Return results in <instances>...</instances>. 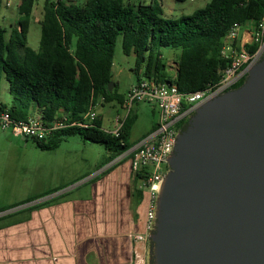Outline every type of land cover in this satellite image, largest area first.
Listing matches in <instances>:
<instances>
[{
    "label": "trees",
    "instance_id": "16d2710c",
    "mask_svg": "<svg viewBox=\"0 0 264 264\" xmlns=\"http://www.w3.org/2000/svg\"><path fill=\"white\" fill-rule=\"evenodd\" d=\"M36 2L20 0L17 26L9 35L6 26L0 23V80L8 82L10 97L8 103L0 97V104L18 119L38 113L44 121L63 122L47 138L33 139L43 149H54L73 134L103 143L108 153L98 170L157 127L154 123L141 138L132 140L131 132L138 118L135 109L127 115L120 136L103 129L100 118L92 126H81L87 121L85 114L102 97L105 102L116 100L120 106L125 101V94L117 90L116 82L109 91V83L114 81L115 49L120 35L124 53L135 55L133 70L137 80L143 76L155 78L189 93L219 81L230 62L223 54L230 29L235 24L257 25L264 16V0H211L178 18L162 16V8L155 0L136 7L124 0H85L81 4L44 0L42 36L36 51L28 44ZM2 8L0 0V18ZM165 49L179 51L175 73L168 70ZM126 161L130 160L125 157L114 162L90 181ZM132 174V194L138 202L144 198L142 186L147 171L132 167ZM60 190L62 187L51 188L0 207L3 213L0 229L28 221L35 209L65 201L69 190L51 197Z\"/></svg>",
    "mask_w": 264,
    "mask_h": 264
},
{
    "label": "water",
    "instance_id": "95a60500",
    "mask_svg": "<svg viewBox=\"0 0 264 264\" xmlns=\"http://www.w3.org/2000/svg\"><path fill=\"white\" fill-rule=\"evenodd\" d=\"M166 160L147 263L264 264V55L196 109Z\"/></svg>",
    "mask_w": 264,
    "mask_h": 264
},
{
    "label": "rangeland",
    "instance_id": "374dc122",
    "mask_svg": "<svg viewBox=\"0 0 264 264\" xmlns=\"http://www.w3.org/2000/svg\"><path fill=\"white\" fill-rule=\"evenodd\" d=\"M11 5L7 8V0H3L2 17L0 23L8 29L7 35L17 26L18 5L20 0H10ZM154 0H124L131 6H138L140 3L151 4ZM163 11L162 16L166 18H178L182 15H189L196 9L204 7L211 0H155ZM76 4H80L76 2ZM44 0H37L31 15L28 44L38 51L42 36L41 20L43 18ZM179 51L164 50L168 70L176 72V54ZM135 55H126L122 47V36L117 39L114 65L113 82L117 83V90L126 94L130 87L138 82L137 75L133 68L135 66ZM1 100L8 103L10 100L7 89L8 82L3 78L0 80ZM115 88V84L112 89ZM100 100V99H99ZM138 114L137 121L131 132V139L141 138L154 123L159 120L158 109L149 103H139L135 106ZM96 111L102 120V127L107 131H113L115 125L113 118L123 112L118 101L104 102L97 106ZM107 150L103 143L83 139L79 134H73L65 138L58 147L54 149H43L32 138H23L0 126V207L28 196L45 191L49 187H62L52 196L69 192L64 200L79 196L81 193H91V186L86 184L87 179L97 173L99 165L105 160ZM129 160L130 158H126ZM115 169V168H114ZM112 171V170H111ZM109 173V172H108ZM127 176V170L121 171ZM107 174V173H106ZM102 174L99 177H102ZM96 179V178H95ZM92 181V180H91ZM93 182V181H92ZM91 182V183H92ZM86 184V185H84ZM79 186V187H75ZM73 188V189H72ZM144 190V198L141 201H133L135 211L139 212L137 225L129 234L134 246V264L147 263L148 241L138 242L132 237L135 233H146V212L150 202L147 189ZM46 199V198H45ZM61 203V202H60ZM60 203L46 206L35 213L36 221L31 225H23L22 232L26 235L39 236L36 241L42 245L37 249L22 244L23 249H30L28 253L38 254L39 251H46L54 262L58 256H72L76 253L78 231L72 226L68 211L61 215L62 228L55 230L54 222L59 220L60 211L54 210ZM64 206V205H63ZM67 207V205H65ZM68 208V207H67ZM3 213H0L2 215ZM60 248V251L57 248ZM37 250V252L35 251ZM23 254V253H22ZM22 260L24 257L22 256ZM28 259V258H27ZM28 262V261H25Z\"/></svg>",
    "mask_w": 264,
    "mask_h": 264
},
{
    "label": "built area",
    "instance_id": "2783aa9c",
    "mask_svg": "<svg viewBox=\"0 0 264 264\" xmlns=\"http://www.w3.org/2000/svg\"><path fill=\"white\" fill-rule=\"evenodd\" d=\"M54 1H62L67 4L78 2L81 4L85 0ZM10 5L11 1L7 0L6 7ZM223 54L230 59V62L221 72L219 81L194 92L182 93L174 84L160 82L155 78L141 77L125 94V101L121 106L123 112L118 113L113 118L115 129L113 131L106 130L115 136H120L127 115L139 103H149L158 109L159 120L155 130L136 142L112 163L101 168L95 175L87 179V181L92 179L114 162L125 157L130 158L129 160L134 169H145L147 171V178L142 186V188L148 190L150 196L146 212V233L132 234V237L138 242L148 240V230L154 216L156 191L168 169L166 156L174 145L178 129L183 127L202 103L244 81L250 69L261 60L264 55V16L257 25L250 23L247 25L235 24L225 37ZM104 102L102 97L92 105L85 114L87 121L83 122L81 126L89 127L93 125V121L99 118L96 108ZM62 125L63 122L59 121H44L38 113L30 114L27 119L15 118L10 113L9 108H4L0 104V126L5 130H12L14 134L25 139L43 140L53 130L62 127Z\"/></svg>",
    "mask_w": 264,
    "mask_h": 264
},
{
    "label": "crops",
    "instance_id": "0c3cea01",
    "mask_svg": "<svg viewBox=\"0 0 264 264\" xmlns=\"http://www.w3.org/2000/svg\"><path fill=\"white\" fill-rule=\"evenodd\" d=\"M125 169L127 176L121 173ZM92 181L86 182L91 186V193L71 197L54 208L60 211L59 220L54 222L55 230L63 229L61 215L68 211L72 226L78 231L74 255L58 256L59 260L54 262L46 255V251H39L34 255L28 253L29 248L21 251L22 244L34 249L42 245V242L36 241L39 236L26 235L21 231L23 225H31L36 221L35 213L45 208L42 207L35 209L28 221L0 229V264H131L134 246L129 234L138 227L139 214L133 204L131 162L126 161ZM51 188L55 187L48 189ZM57 249L60 251L59 247ZM22 256L26 260H22Z\"/></svg>",
    "mask_w": 264,
    "mask_h": 264
},
{
    "label": "flooded vegetation",
    "instance_id": "af4514ba",
    "mask_svg": "<svg viewBox=\"0 0 264 264\" xmlns=\"http://www.w3.org/2000/svg\"><path fill=\"white\" fill-rule=\"evenodd\" d=\"M187 124H188V120H187L186 123L183 125V128H186Z\"/></svg>",
    "mask_w": 264,
    "mask_h": 264
}]
</instances>
